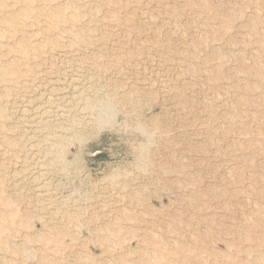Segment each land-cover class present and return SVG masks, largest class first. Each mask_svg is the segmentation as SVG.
Instances as JSON below:
<instances>
[{"label": "rangeland", "instance_id": "rangeland-1", "mask_svg": "<svg viewBox=\"0 0 264 264\" xmlns=\"http://www.w3.org/2000/svg\"><path fill=\"white\" fill-rule=\"evenodd\" d=\"M0 264H264V0H0Z\"/></svg>", "mask_w": 264, "mask_h": 264}, {"label": "bare ground", "instance_id": "bare-ground-1", "mask_svg": "<svg viewBox=\"0 0 264 264\" xmlns=\"http://www.w3.org/2000/svg\"><path fill=\"white\" fill-rule=\"evenodd\" d=\"M62 6V5H61ZM49 10V9H48Z\"/></svg>", "mask_w": 264, "mask_h": 264}]
</instances>
